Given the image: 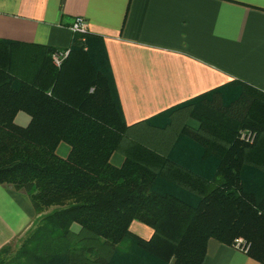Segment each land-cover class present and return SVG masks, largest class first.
<instances>
[{
  "label": "trees",
  "instance_id": "16d2710c",
  "mask_svg": "<svg viewBox=\"0 0 264 264\" xmlns=\"http://www.w3.org/2000/svg\"><path fill=\"white\" fill-rule=\"evenodd\" d=\"M98 39L76 33L60 67L54 48L0 49V184L25 191L41 216L26 243L0 250V264H202L210 239L238 237L264 264V93L234 80L144 121L165 134L179 113L198 123L180 120L162 151L130 138ZM20 112L28 125L16 122ZM244 129L254 142L241 139ZM134 221L152 237L134 232Z\"/></svg>",
  "mask_w": 264,
  "mask_h": 264
},
{
  "label": "crops",
  "instance_id": "0c3cea01",
  "mask_svg": "<svg viewBox=\"0 0 264 264\" xmlns=\"http://www.w3.org/2000/svg\"><path fill=\"white\" fill-rule=\"evenodd\" d=\"M79 16L105 47L133 139L170 152L179 131L165 134L144 121L234 80L264 93V0H0V40L18 43L0 42V49H68ZM16 122L26 126L30 116L20 112ZM70 151L67 143L58 147L62 157ZM111 160L121 166L125 156ZM40 217L25 191L0 184V250L26 243ZM132 229L145 238L154 233L139 221ZM202 264L263 263L212 238Z\"/></svg>",
  "mask_w": 264,
  "mask_h": 264
},
{
  "label": "built area",
  "instance_id": "2783aa9c",
  "mask_svg": "<svg viewBox=\"0 0 264 264\" xmlns=\"http://www.w3.org/2000/svg\"><path fill=\"white\" fill-rule=\"evenodd\" d=\"M74 33H87L89 32L88 22L87 20L82 17H76L75 21L70 27ZM70 49H64V50H56L53 53V61L56 66L60 67L63 62L67 59V57L70 55ZM241 139L248 141V142H254L256 139V132L252 130H241L240 132ZM233 247L236 249L248 253L251 248V242L245 239L244 237H238L234 240Z\"/></svg>",
  "mask_w": 264,
  "mask_h": 264
},
{
  "label": "rangeland",
  "instance_id": "374dc122",
  "mask_svg": "<svg viewBox=\"0 0 264 264\" xmlns=\"http://www.w3.org/2000/svg\"><path fill=\"white\" fill-rule=\"evenodd\" d=\"M188 112V111H187ZM183 114H184V112H183ZM178 116H177V118L174 120V124L173 125H171L170 127H169V129L168 130H166V134H170V135H172V133H174V131H180L179 129H181V124L179 123V121L180 120H182L181 121V123H182V125H185L186 123H188V122H192V123H194V124H196V126L198 125V123L194 120V119H190V117H189V115H187V116H185V119L183 118V115L181 114V113H179V114H177ZM176 116V115H175ZM183 118V119H182ZM180 126H179V125ZM245 130H247V129H244L243 131H245ZM161 132V131H160ZM161 135H163V134H161ZM131 138V137H130ZM164 138L166 139L167 137L166 136H164ZM173 138V137H172ZM53 209V207H51V208H48V210H47V212H49V211H51ZM260 214H264V211H260ZM33 228V227H32ZM31 230V229H30ZM29 230V231H30ZM28 234H29V232H26V238L28 237ZM18 244V245H17ZM19 244H21V241L20 240H18V241H16L15 242V244L13 245V251L15 252V250L17 249V247L19 246Z\"/></svg>",
  "mask_w": 264,
  "mask_h": 264
}]
</instances>
